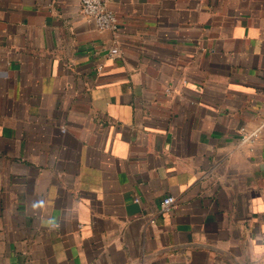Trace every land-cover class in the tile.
<instances>
[{"label": "crops", "instance_id": "1", "mask_svg": "<svg viewBox=\"0 0 264 264\" xmlns=\"http://www.w3.org/2000/svg\"><path fill=\"white\" fill-rule=\"evenodd\" d=\"M110 6L0 0V264H264V0Z\"/></svg>", "mask_w": 264, "mask_h": 264}, {"label": "built area", "instance_id": "2", "mask_svg": "<svg viewBox=\"0 0 264 264\" xmlns=\"http://www.w3.org/2000/svg\"><path fill=\"white\" fill-rule=\"evenodd\" d=\"M81 13L100 30H117L118 17L116 11L110 6V0H80ZM118 48H112L110 53L118 54ZM175 203L174 196L164 197L161 203V210L167 211ZM155 222L154 219L150 220Z\"/></svg>", "mask_w": 264, "mask_h": 264}]
</instances>
